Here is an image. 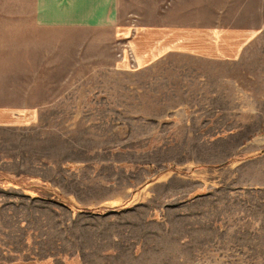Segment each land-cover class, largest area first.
Instances as JSON below:
<instances>
[{"label": "rangeland", "instance_id": "1", "mask_svg": "<svg viewBox=\"0 0 264 264\" xmlns=\"http://www.w3.org/2000/svg\"><path fill=\"white\" fill-rule=\"evenodd\" d=\"M233 1L119 0L111 41L0 0V264H264V35L229 65L135 52Z\"/></svg>", "mask_w": 264, "mask_h": 264}, {"label": "crops", "instance_id": "2", "mask_svg": "<svg viewBox=\"0 0 264 264\" xmlns=\"http://www.w3.org/2000/svg\"><path fill=\"white\" fill-rule=\"evenodd\" d=\"M233 5L238 21L235 25L223 23L226 17L221 16L222 22L215 26L137 27L136 55L145 66L168 55L231 64L264 35V0H235ZM31 13L35 28L66 32L110 30L111 41L128 36L132 29L120 24L119 0H33ZM218 13L223 15L225 10L220 7ZM113 65L126 67L116 59ZM12 112L0 110V124L13 120Z\"/></svg>", "mask_w": 264, "mask_h": 264}, {"label": "built area", "instance_id": "3", "mask_svg": "<svg viewBox=\"0 0 264 264\" xmlns=\"http://www.w3.org/2000/svg\"><path fill=\"white\" fill-rule=\"evenodd\" d=\"M128 44V43H127ZM129 49H131L130 47H127V52L129 51ZM132 51V50H131ZM129 52V58H131V56L133 55V51L132 52ZM132 58H133V56H132Z\"/></svg>", "mask_w": 264, "mask_h": 264}]
</instances>
